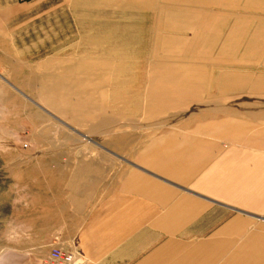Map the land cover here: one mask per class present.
<instances>
[{
	"label": "rangeland",
	"instance_id": "rangeland-1",
	"mask_svg": "<svg viewBox=\"0 0 264 264\" xmlns=\"http://www.w3.org/2000/svg\"><path fill=\"white\" fill-rule=\"evenodd\" d=\"M60 7L67 35H30V47L60 49L0 60V252L30 242V138L54 140L45 154L109 148L117 175L161 126L219 111L264 119V0Z\"/></svg>",
	"mask_w": 264,
	"mask_h": 264
},
{
	"label": "crops",
	"instance_id": "crops-1",
	"mask_svg": "<svg viewBox=\"0 0 264 264\" xmlns=\"http://www.w3.org/2000/svg\"><path fill=\"white\" fill-rule=\"evenodd\" d=\"M66 2L0 0V60L60 49L30 35H67ZM249 114L161 126L117 175L109 148L45 154L54 140L30 138V242L0 264H44L54 246L72 253L66 264H264V119Z\"/></svg>",
	"mask_w": 264,
	"mask_h": 264
},
{
	"label": "built area",
	"instance_id": "built-area-1",
	"mask_svg": "<svg viewBox=\"0 0 264 264\" xmlns=\"http://www.w3.org/2000/svg\"><path fill=\"white\" fill-rule=\"evenodd\" d=\"M68 258V253L54 248L50 251L49 258L44 262V264H66Z\"/></svg>",
	"mask_w": 264,
	"mask_h": 264
},
{
	"label": "bare ground",
	"instance_id": "bare-ground-1",
	"mask_svg": "<svg viewBox=\"0 0 264 264\" xmlns=\"http://www.w3.org/2000/svg\"><path fill=\"white\" fill-rule=\"evenodd\" d=\"M24 146H25V145H24ZM54 248H57V249L61 250L59 247H52L51 250L54 249ZM51 250H50V251H51ZM61 251H63V250H61ZM63 252H65V251H63ZM65 253H68V254H69V258H68V261H67L66 263L72 262V260H73V255H72V253H70V252H65Z\"/></svg>",
	"mask_w": 264,
	"mask_h": 264
}]
</instances>
